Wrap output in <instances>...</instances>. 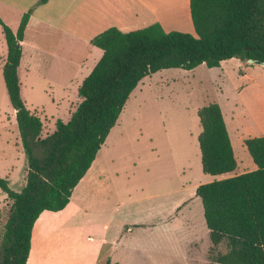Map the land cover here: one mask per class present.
Returning <instances> with one entry per match:
<instances>
[{
  "label": "trees",
  "instance_id": "obj_1",
  "mask_svg": "<svg viewBox=\"0 0 264 264\" xmlns=\"http://www.w3.org/2000/svg\"><path fill=\"white\" fill-rule=\"evenodd\" d=\"M189 10L194 35L166 31L158 22L129 31L109 26L94 35L90 43L102 54L78 86L80 102L68 121L56 119L55 129L44 137L41 119L21 97L18 76L32 10L22 14L15 31L0 17L7 47L2 77L27 160L26 181L19 191L0 176V189L11 200L0 228V264H27L35 220L44 210L67 205L142 78L165 68L218 67L231 58L264 66V0H189ZM197 115L202 171H233L236 159L220 105L209 102ZM243 142L256 168L201 183L195 190L211 250L222 241L227 245L212 264H264V136Z\"/></svg>",
  "mask_w": 264,
  "mask_h": 264
},
{
  "label": "rangeland",
  "instance_id": "obj_2",
  "mask_svg": "<svg viewBox=\"0 0 264 264\" xmlns=\"http://www.w3.org/2000/svg\"><path fill=\"white\" fill-rule=\"evenodd\" d=\"M34 1L37 0H0L1 19L15 30L25 11L32 9L37 17L44 10L35 6ZM63 1L67 4L70 0ZM55 26L58 28L38 24L36 18L29 22L22 49L24 62L22 59L18 68L20 94L26 107L42 121L41 137L55 129L56 119L64 122L69 120L80 102L78 86L91 71L87 70L92 68V59L95 57L90 54L81 71L71 72L62 61L66 52L64 42L77 45L74 55H87L86 48L70 41L71 37L61 32L64 25ZM37 45L45 46L50 54H36L34 47ZM6 51L0 26V176L8 179L11 189L19 191L25 184L27 160L15 121V111L10 105L2 77ZM223 62L219 67L212 68L200 64L190 70L160 69L142 78L130 93L99 156L105 166L115 168L113 180L119 182L116 185L118 194L124 202H128L127 208L151 209L162 202L169 204L186 196V199H192L182 207L184 215L190 210L193 218L198 219V215L202 217L200 198L191 193L189 188L181 190L182 186L188 187L189 184L204 183L210 179V175L202 171L198 146L202 127L197 110L201 106L217 102L229 120L230 110H234L246 127L257 130L261 124L264 125V93L261 89L264 85V66L238 58ZM68 77L72 83L67 82ZM234 123L236 125L237 122ZM228 127L232 130L231 120ZM232 136L237 163L230 174H238L247 170L243 169L246 165L239 143L234 134ZM219 177L213 176V179ZM107 182L110 190L112 181ZM108 196L110 201L115 198L113 192ZM10 205L11 200L0 189V228L7 218ZM121 229L125 232V227ZM137 237L131 246L149 244L150 236L145 232ZM177 238L173 243L174 251L180 248V239ZM208 250L205 253L206 261L195 264H212L214 255L227 250L226 242L222 241L213 250L210 246ZM118 253L121 257L118 264H132L127 258L124 259L129 252L120 250ZM175 259L177 261L174 264H189L182 259Z\"/></svg>",
  "mask_w": 264,
  "mask_h": 264
},
{
  "label": "crops",
  "instance_id": "obj_3",
  "mask_svg": "<svg viewBox=\"0 0 264 264\" xmlns=\"http://www.w3.org/2000/svg\"><path fill=\"white\" fill-rule=\"evenodd\" d=\"M34 2L35 6H40L44 10L37 17L34 16V12H31L26 28L34 18L38 24L53 28H58L55 25H64L61 32L70 36V41L85 46L87 55L84 53L74 55L77 45L64 42L66 52L62 61L71 72L81 71L88 62L90 54L95 56L91 64L93 68L102 50L92 45L90 39L109 26L129 31L158 22L166 31L179 30L195 34L189 0H70L67 4L63 0ZM21 44L24 49L25 35ZM34 49L36 54L37 52L44 56L50 54L45 46L37 45ZM28 56L30 60L31 56L29 54ZM22 59L23 55L20 64ZM223 63L222 61L220 65ZM26 66H29V63H26ZM67 82L72 83V79L68 77ZM67 86L68 84L65 87ZM261 89L264 93V85ZM229 117L232 130L228 127L230 120L225 116L224 120L234 156L232 134L237 139L240 152L244 157L246 166L243 169L254 170L256 165L253 161L251 162L252 158L243 140L247 137L264 136V125L261 124L257 130L246 127L239 121V116L234 110H230ZM234 122H237L236 125ZM103 148H105L104 143L84 176L73 188L67 205L58 211L44 210L35 220L27 264H104L107 258L110 259V264H118L121 258L118 253L120 250L129 252L124 259L127 258L132 264H174L177 261L175 258L187 261L189 264L206 261L205 253H208L211 242L203 212L202 217L198 215V219H195L190 210L184 215L182 209L192 197L186 199V196H181L173 203L162 202L151 209L127 208L128 202H124L118 194L119 182L113 180L115 168H108L103 160L99 159ZM233 171L219 175L208 174L210 175L208 182L214 180L213 176H220L217 179H221L236 175V173L230 174ZM26 172L25 170L24 179ZM107 178L112 181L110 190ZM199 184L201 182L189 184L188 187L182 186L181 190L186 191L189 188L191 193L195 194ZM112 192L115 198L110 201L108 194ZM127 221L130 223H125ZM122 227H125V232L122 231ZM141 232L150 236L149 244L139 247L131 246V242L137 239ZM176 236L180 239V248L174 251L173 243ZM154 258L158 259L152 260Z\"/></svg>",
  "mask_w": 264,
  "mask_h": 264
},
{
  "label": "water",
  "instance_id": "obj_4",
  "mask_svg": "<svg viewBox=\"0 0 264 264\" xmlns=\"http://www.w3.org/2000/svg\"><path fill=\"white\" fill-rule=\"evenodd\" d=\"M249 61H250V62H255V63H258V62H256V61H253V60H251V59H249Z\"/></svg>",
  "mask_w": 264,
  "mask_h": 264
}]
</instances>
